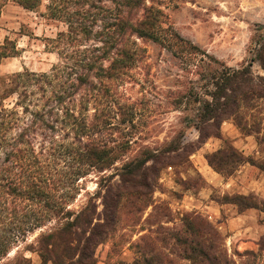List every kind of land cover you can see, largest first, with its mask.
Wrapping results in <instances>:
<instances>
[{
  "label": "rangeland",
  "instance_id": "374dc122",
  "mask_svg": "<svg viewBox=\"0 0 264 264\" xmlns=\"http://www.w3.org/2000/svg\"><path fill=\"white\" fill-rule=\"evenodd\" d=\"M47 3L44 0L37 9L28 10L6 0L1 8L0 111L2 107H14L19 98L18 93L9 92L17 73L50 72L63 61L53 39L68 26L51 17ZM145 4L161 9L165 27L209 55L234 68L253 63L254 75L264 74L260 62L253 60L264 42V0H145ZM131 41L141 60L114 85L113 99L97 96L91 100L87 119L92 126L83 138L107 149L120 146L123 155L103 170L87 167L90 170L85 176L76 180L79 191L71 192L74 198L66 205L72 212L90 205L94 222H103L104 201L112 203L113 198L111 194L104 197L109 188L117 189L127 183L124 179H132L123 191L114 230L96 248V264H264V171L259 167L264 166V115L261 132L247 135L228 120L222 139L210 138L189 154V145H196L200 136L193 125L195 111L176 109L173 102L189 89L191 80L197 81L195 66L188 68L172 51L151 39L132 35ZM4 46L11 56L1 57ZM31 89L36 92L34 99H40L42 93L37 87ZM5 94L11 95L3 99ZM38 103L40 107L34 109H42L44 100ZM46 118L53 123L56 116ZM67 133L43 130L36 140L38 149L44 144L49 148L50 137L56 134L54 149L50 150L59 179L76 169L71 166L73 161L67 163L63 157L66 144L76 140L72 132L64 139ZM178 141L182 147L188 145V150L166 151ZM232 145L249 161L224 165L219 173L207 156ZM177 152L182 156L172 164L152 160L153 155L174 156ZM5 158L6 150H1L0 169L9 164ZM133 184L136 187L132 189ZM238 195L249 196V202L257 203V212L239 217L248 209L241 211L235 203ZM29 204L22 197H0V264H29V259L33 264H53L43 263L50 255L41 249L48 240L41 238L63 223L42 203L37 210L54 219L24 232L25 215L29 207L33 208ZM78 231L81 233L80 228ZM54 242L61 240L56 237Z\"/></svg>",
  "mask_w": 264,
  "mask_h": 264
},
{
  "label": "trees",
  "instance_id": "16d2710c",
  "mask_svg": "<svg viewBox=\"0 0 264 264\" xmlns=\"http://www.w3.org/2000/svg\"><path fill=\"white\" fill-rule=\"evenodd\" d=\"M5 1L0 0V12ZM13 1L28 10H35L44 0ZM47 1L46 7L51 17L64 21L68 26L67 30L60 31L53 39L63 61L56 64L50 72L25 71L15 75V86L9 92L18 93L19 98L14 107H2L0 111V151L6 150L5 161L9 163L0 169V197L8 194L31 202L29 206L33 208L29 207V212L25 215L26 226L23 230L26 233L43 227L46 222L54 219L47 213H40L37 209L42 206L38 205L44 203V207L50 209L55 216H60L56 218L63 226L41 238L43 241L48 240V244L41 249L50 255L43 263L96 264V248L114 230L123 191L129 187L126 184L133 183L132 179H124L127 183L119 185L117 189L109 188L104 197L111 194L113 198L112 203L104 201L103 222H94L89 212L90 205L78 212H72L66 205L74 198L71 192L79 191V187L75 186L79 177L85 176L90 168L112 166L123 155L120 146L107 149L92 141L84 142L83 138L88 135L92 126L87 119L91 100L97 96L113 99L114 85L124 80L141 60L131 41L132 35L161 44L179 57L188 68L195 66L197 81L191 80L193 83L189 89L174 99L173 106L176 109H194L195 116L192 120L199 131V140L196 145H189V150L188 145L182 147L178 141L166 149L169 152L183 148V151L188 150L192 154L210 138H222V124L228 120H233L247 135L261 132L264 74L254 75L253 63L234 68L204 52L175 30L165 27L162 19L164 12L153 5L146 6L145 0ZM141 11L142 15L138 16ZM92 40L95 42L91 45L84 43ZM11 55L4 46L1 57ZM253 60H258L264 70V42L259 44ZM21 79L23 84L20 83ZM31 86H36L42 93L40 99H34L36 92ZM50 88L52 95H48ZM10 95L5 94L3 99ZM39 100H44L42 109H34L40 107ZM47 107L49 108L46 109ZM49 115L56 116L55 122L60 123L61 127H57L55 122H49L46 118ZM58 129L68 130L64 139H68L71 132L76 139L66 144L63 153L67 163L69 160L73 161L74 165L71 166L76 169L65 174L64 179L57 178L56 159H52L51 150L55 146L56 134L50 137L49 148H45L44 144L38 149L36 142L37 135L43 130ZM262 140L264 141V137ZM181 156L182 152H177L174 156L153 155L152 160L154 163L167 165ZM207 159L219 173L225 169L224 165L233 162L241 165L249 161L233 145L214 151ZM259 167L264 171L262 164ZM135 187V184L131 185L132 189ZM131 188L128 190H132ZM62 189L66 191L59 195L58 192ZM247 197L249 196L236 197L235 203L242 208L241 211L258 209L259 205L249 202ZM56 237L60 238V243L54 242ZM78 252L79 257L75 259ZM29 264H33L30 259Z\"/></svg>",
  "mask_w": 264,
  "mask_h": 264
},
{
  "label": "crops",
  "instance_id": "0c3cea01",
  "mask_svg": "<svg viewBox=\"0 0 264 264\" xmlns=\"http://www.w3.org/2000/svg\"><path fill=\"white\" fill-rule=\"evenodd\" d=\"M225 123L227 124L228 122L225 121V122L222 124V134H223V136H224V134H225V133H224V124H225ZM217 139H222V138H217ZM207 143H208V142H207ZM207 143H206V144H207ZM241 152H242V151H241ZM256 212H257V209H256V208H249V209H248L247 211H245V212H240V213H239V217H243V216H245V214H247V213H248V214H250V213L253 214V213H256Z\"/></svg>",
  "mask_w": 264,
  "mask_h": 264
}]
</instances>
